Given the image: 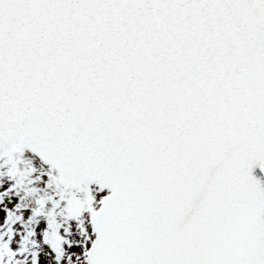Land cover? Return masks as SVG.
Listing matches in <instances>:
<instances>
[{
  "label": "snow or ice",
  "instance_id": "obj_1",
  "mask_svg": "<svg viewBox=\"0 0 264 264\" xmlns=\"http://www.w3.org/2000/svg\"><path fill=\"white\" fill-rule=\"evenodd\" d=\"M0 264H264V0H0Z\"/></svg>",
  "mask_w": 264,
  "mask_h": 264
}]
</instances>
